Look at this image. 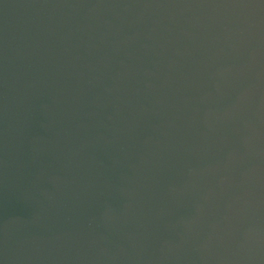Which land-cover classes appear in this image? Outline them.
<instances>
[{
	"label": "water",
	"instance_id": "water-1",
	"mask_svg": "<svg viewBox=\"0 0 264 264\" xmlns=\"http://www.w3.org/2000/svg\"><path fill=\"white\" fill-rule=\"evenodd\" d=\"M0 264H264V0H0Z\"/></svg>",
	"mask_w": 264,
	"mask_h": 264
}]
</instances>
